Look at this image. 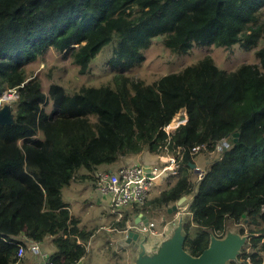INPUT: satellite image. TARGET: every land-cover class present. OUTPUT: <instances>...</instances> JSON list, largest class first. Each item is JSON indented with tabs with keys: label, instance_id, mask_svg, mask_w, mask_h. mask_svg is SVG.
Here are the masks:
<instances>
[{
	"label": "trees",
	"instance_id": "16d2710c",
	"mask_svg": "<svg viewBox=\"0 0 264 264\" xmlns=\"http://www.w3.org/2000/svg\"><path fill=\"white\" fill-rule=\"evenodd\" d=\"M159 35L176 54L194 43L251 49L264 38V0H0V108L4 95H17L15 124L0 125V264H14L21 245L48 237L52 262L80 261L93 232L80 228L62 189L73 180L96 182L99 167L120 157L166 145L180 160L176 181L146 204L170 208L193 194L186 251L199 256L211 233L224 237L234 222L249 238L240 262L230 264L264 263V47L260 65L232 72L207 55L151 84L129 77ZM113 40L114 86L70 94L53 83L48 113L42 81L28 76L27 64L53 48L86 74ZM182 110L187 122L168 134ZM203 151L219 155L207 157L194 181L190 163ZM82 167L87 173H78Z\"/></svg>",
	"mask_w": 264,
	"mask_h": 264
},
{
	"label": "rangeland",
	"instance_id": "374dc122",
	"mask_svg": "<svg viewBox=\"0 0 264 264\" xmlns=\"http://www.w3.org/2000/svg\"><path fill=\"white\" fill-rule=\"evenodd\" d=\"M164 38L163 35L153 38L152 44L144 50L145 59L140 64L135 65L126 72L129 77L133 79H141L146 83L151 84L162 76L179 72L183 67L197 63L207 55L214 59L220 69L232 72L244 63L260 65V59L257 53L264 47V38L260 40L256 47L251 49H244L239 44L224 47L216 44L200 45L194 43L192 49L188 53L176 54L164 44ZM114 46L115 40L106 45L92 60L90 71L86 74L79 73V68L73 62L72 58L64 57L62 53L57 52L53 48L48 49L45 53L38 56L36 60L30 61L26 66L27 73L31 78L37 76L41 79L43 91L48 96L49 102L45 107L46 111L51 113L53 110V101L49 97L50 85L53 83L63 86L70 94H73L83 86H114L113 77L116 74L115 69H117L111 63L114 56ZM16 98L17 95L15 92L7 94L4 96V100H1V108L8 104L11 105ZM181 113L184 114L186 112L183 111ZM173 120H176V118H173ZM173 120L171 121V125L174 124ZM166 129H168V127H166ZM175 129L176 127H171L169 130L170 133ZM169 154H172V152ZM130 155H133L134 158L138 157L142 161H152V165L159 168H162L164 165V163L160 161L158 155L152 153L148 147H144L140 153H132ZM218 155V151L211 153L209 156L203 151L198 153L193 161L199 171L200 169L205 170L208 167L207 157L213 159ZM174 157H176V154H174ZM107 168L108 166L103 165L99 170ZM192 170V179L197 181L199 171ZM78 173H87V170L82 167L79 169ZM175 181L176 178L174 174H166L158 179L150 193L149 200H154L163 190L168 189L170 185L174 184ZM94 184L95 182L92 179H78L73 180L69 186H65L62 189L64 201L70 206L73 215L78 217L81 221L80 228L89 232H93L96 226L102 223L101 218L103 216H106L109 220L113 219V215L109 211L110 207L108 209L106 205L98 204L97 194L93 187ZM186 207L187 206L183 205L178 211L169 212V208L167 207L154 209L153 204H146L144 212L148 215L150 220H154L153 222L156 223V228L166 227L165 233L162 235V239H165L173 234L181 216L183 217L184 222L187 220L188 214L187 210H185ZM139 208L141 209L142 206H139ZM229 232L240 233V228L239 226L234 225V222H231L227 226L226 234ZM100 235L102 236H96L91 241V254L83 264H86L92 258H94L95 264H104V257L114 260L117 259L119 261L123 260V258L127 260L132 259L133 261L131 260V263H135L134 259H137V253L133 252V249H130L133 244H130L129 241H126L128 247L123 246L118 248L119 251L106 249L101 253L98 252V245L102 241H105V239H108L106 238L108 234H106L105 231ZM116 244L118 245V242H116ZM125 250H130L128 256L127 251ZM116 252H118V255H116ZM126 262L127 261H125V263Z\"/></svg>",
	"mask_w": 264,
	"mask_h": 264
},
{
	"label": "water",
	"instance_id": "95a60500",
	"mask_svg": "<svg viewBox=\"0 0 264 264\" xmlns=\"http://www.w3.org/2000/svg\"><path fill=\"white\" fill-rule=\"evenodd\" d=\"M183 111L186 112V110H182L174 117L178 120L177 125L184 124L188 120L187 112L182 114ZM13 124H15L14 107L8 104L0 109V125ZM190 167L199 171L194 163H190ZM192 196L193 194L183 196L169 208V212L178 211ZM183 227L184 219L181 216L173 234L165 238L156 251L150 254L147 253L145 246L147 237L139 231L131 230L128 240L131 242L130 244H133L132 247L139 250L135 264H230V261H238L249 238L248 235L238 232H229L221 238L211 233L209 246L199 256H193L185 249L186 235Z\"/></svg>",
	"mask_w": 264,
	"mask_h": 264
},
{
	"label": "built area",
	"instance_id": "2783aa9c",
	"mask_svg": "<svg viewBox=\"0 0 264 264\" xmlns=\"http://www.w3.org/2000/svg\"><path fill=\"white\" fill-rule=\"evenodd\" d=\"M170 126L165 131L170 134ZM225 142L221 141L217 147L221 149ZM202 148L196 146L194 152L200 151ZM160 152L171 153L168 145ZM162 168L157 166H148L142 164L122 165L117 170H100L97 173L96 188L102 195L108 196L110 199V210L114 214L121 216V210L124 207L143 206L146 204L150 193L155 186V182L166 174L178 175L180 160L174 157V154H169ZM204 170L200 169L198 179L203 175ZM147 225V224H146ZM136 231L142 234H155V224L150 222L147 226H135ZM27 249L34 253H40L39 244H31L29 248L22 245L19 248L16 261L14 264H19L21 259L26 254ZM240 262V261H238ZM40 264H56L49 259L48 255L42 256ZM75 264H79V261ZM250 264V262H249ZM264 264V263H263Z\"/></svg>",
	"mask_w": 264,
	"mask_h": 264
},
{
	"label": "crops",
	"instance_id": "0c3cea01",
	"mask_svg": "<svg viewBox=\"0 0 264 264\" xmlns=\"http://www.w3.org/2000/svg\"><path fill=\"white\" fill-rule=\"evenodd\" d=\"M174 126L177 124H173ZM171 127V126H170ZM155 153V152H152ZM155 154L158 155L160 161L163 163V161H165L167 159L168 156H170L168 153H162V152H156ZM128 164H142V165H148V166H155L152 165L153 162L149 161V160H141L140 158H134V156L129 155V156H123L120 157L119 161H117L116 163L110 164V165H106L108 166L107 169H101V170H117L120 166L122 165H128ZM207 164H208V160H207ZM103 166V165H102ZM101 166V167H102ZM100 168V167H99ZM97 171H100L99 169ZM98 173V172H97ZM95 182V181H94ZM94 191L97 194V202L98 204H103L106 205L109 209L110 207V199L108 196L102 195L100 192H98L97 188H96V182L94 184ZM147 203V202H146ZM187 203V202H186ZM67 204V203H66ZM69 206V205H68ZM185 206H188L187 204H185ZM133 208V209H130ZM69 209L71 211V213L73 214L70 206ZM110 213L113 215V219L109 220L106 216H103L102 219V223L98 224L95 228V230L93 231L92 236L90 237V240L87 243V252L86 254L83 256V258L79 261V264H83V262H85L87 260V257L91 254V249H90V243L91 241L96 237V236H102L100 235L103 231L106 232V234H108L106 236L105 241H102L99 245H98V252H102L105 251L106 249H111V250H118V248H121L123 246H127V242L128 240V234L130 232V230H134L136 231V227L135 226H147L148 223L152 222L154 223L152 220H150L148 218V215L145 214V212L143 211H136V207L134 206H130V207H124L121 211V216H119L118 214H114L111 212V210H109ZM76 217V216H75ZM124 221L125 226H122L121 223ZM138 222V223H137ZM147 222V225H146ZM154 230H155V234H147V239L145 242V246H146V250L147 253H153L156 251V249L159 247L160 243L164 240L162 239V235H164L166 227L164 226L163 228H156V223ZM161 230V231H160ZM142 240V237H140ZM116 242H118V245L116 244ZM129 243H131L129 241ZM29 248V246H28ZM133 249V252L137 253L138 256V248H130ZM55 247L54 244L52 242V237H48L46 240H44L43 242L40 243V253H34L31 250L27 249L26 254L24 255V257L21 259V261L19 262V264H40L42 261V256L43 255H48L50 257V255L54 252ZM127 251V256L130 253V250H125ZM116 255H118V252H116ZM104 256V255H102ZM134 256V255H132ZM136 259V258H135ZM134 259V261H135ZM132 259H124L123 260H114V259H108L106 257H104V264H132L131 263ZM125 261H127L125 263ZM133 261V260H132ZM86 264H95L94 258H92L91 260H89ZM133 264H135L133 262Z\"/></svg>",
	"mask_w": 264,
	"mask_h": 264
},
{
	"label": "bare ground",
	"instance_id": "6f19581e",
	"mask_svg": "<svg viewBox=\"0 0 264 264\" xmlns=\"http://www.w3.org/2000/svg\"><path fill=\"white\" fill-rule=\"evenodd\" d=\"M2 99L4 100V97H2ZM173 121H174V124H178V123H177L178 120H173ZM171 124H172V123H171ZM171 124H170L171 127H175V126H176V125L174 126V125H171Z\"/></svg>",
	"mask_w": 264,
	"mask_h": 264
},
{
	"label": "clouds",
	"instance_id": "9594fccd",
	"mask_svg": "<svg viewBox=\"0 0 264 264\" xmlns=\"http://www.w3.org/2000/svg\"><path fill=\"white\" fill-rule=\"evenodd\" d=\"M6 95H7V94H6ZM3 97H4V96H3ZM0 109H1V108H0ZM168 126H170V125H168ZM168 126H167V127H168ZM178 126H180V125H176L175 127L177 128ZM165 128H166V127H165ZM165 128H164V129H165ZM191 169H192V168H191ZM174 176H176V175H174ZM175 178H176V177H175ZM148 199H149V198H148ZM147 201H148V200H147ZM143 206H144V205H143ZM130 231H131V230H130Z\"/></svg>",
	"mask_w": 264,
	"mask_h": 264
},
{
	"label": "flooded vegetation",
	"instance_id": "af4514ba",
	"mask_svg": "<svg viewBox=\"0 0 264 264\" xmlns=\"http://www.w3.org/2000/svg\"><path fill=\"white\" fill-rule=\"evenodd\" d=\"M134 207H135V206H134ZM137 208H139V207H137ZM132 209H133V208H132ZM139 209H140V208H139ZM143 235H145V236H146L147 234H143ZM146 237H147V236H146Z\"/></svg>",
	"mask_w": 264,
	"mask_h": 264
}]
</instances>
